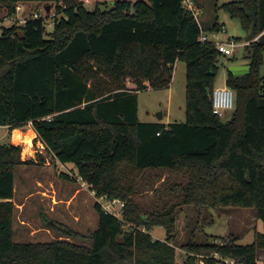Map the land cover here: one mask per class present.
Returning a JSON list of instances; mask_svg holds the SVG:
<instances>
[{
  "label": "trees",
  "instance_id": "1",
  "mask_svg": "<svg viewBox=\"0 0 264 264\" xmlns=\"http://www.w3.org/2000/svg\"><path fill=\"white\" fill-rule=\"evenodd\" d=\"M95 0H0L8 16L26 3L53 4L54 29L47 17L4 27L0 36V127L31 124L48 154L90 185L96 196L124 203L123 217L95 204L98 226L90 245L67 239L16 242V171L37 164L23 160L22 147L0 144V264H176L173 243L179 205L251 208L264 226V0L230 2L223 8L253 29L246 56L250 72L229 73L236 93L230 118L213 113L219 58L204 28L184 0H111L94 11ZM47 35L49 36L47 38ZM225 56V55H224ZM186 64L187 102L183 123H145L139 118V92L169 88L177 62ZM132 87H131V86ZM43 161V159H41ZM169 170L183 182L169 187L179 202L146 211L136 196L151 184L149 171ZM145 214L151 222L144 221ZM50 223V222H49ZM129 224L130 229L125 230ZM163 227L166 241L150 230ZM67 237H82L64 229ZM234 236L193 238L182 245L185 264H219V253L237 264H259L264 232L250 245Z\"/></svg>",
  "mask_w": 264,
  "mask_h": 264
},
{
  "label": "rangeland",
  "instance_id": "2",
  "mask_svg": "<svg viewBox=\"0 0 264 264\" xmlns=\"http://www.w3.org/2000/svg\"><path fill=\"white\" fill-rule=\"evenodd\" d=\"M198 10V18L204 28L214 22L223 25L226 32L218 33L212 37L211 42L234 41L237 49L233 56H221L218 62V72L215 77V88L227 86L229 68L233 64L246 65L250 63L246 56V46L250 43L253 29H247L239 18L232 17L223 5L242 0H192ZM46 7L52 10L46 22V29L51 33L54 29V5L40 4L27 9L24 16H32L33 13L47 17ZM99 7L108 10L112 7L111 0H95L86 3L88 11H94ZM6 12L0 8V20H5ZM12 17H15L12 16ZM6 25L11 22L4 21ZM49 36L47 35V38ZM260 75L264 76V55L260 67ZM187 69L184 62H177L172 86L166 89H152L139 92V118L142 122L156 121L157 115L163 113L162 123L183 122L186 120L187 102ZM232 112L225 118H230ZM224 118V119H225ZM160 122V121H159ZM29 125L20 128L23 137L19 140L22 147L21 157L23 160L31 158L37 164L20 166L16 171L15 188L18 203L28 199V204L23 213L15 212L14 240L16 242H50L59 239H67L77 244L90 245L89 235L98 226V213L96 203L115 214L123 217V210L119 203H110L104 197H97L89 184L84 182L77 174L72 165H65L48 154L44 145L30 132ZM0 128V144L2 139ZM11 140V136L5 138ZM13 141V140H12ZM29 141V142H25ZM43 159V161H41ZM144 183L151 184L145 187L136 196L138 203L148 211L154 206L164 207L165 204L178 203L176 194L169 191L174 183L183 182L181 174L173 175L169 170L149 171L146 173ZM54 199L57 202H54ZM56 203V204H54ZM178 219L176 224V242L173 243L176 254V264H185L188 252L182 245L190 239L198 243L211 241L213 237H237L240 245H250L255 240V232H264L263 222L256 219L251 208H220V207H197L192 205H179L177 207ZM20 219L28 220L31 227L22 225ZM144 221L151 222L150 214H145ZM50 222V223H49ZM79 232L82 237H67L64 229ZM130 225H125L129 230ZM36 231V232H35ZM33 232V236L30 233ZM153 239L166 241V231L163 227H154L150 230ZM259 264H264V250L259 251Z\"/></svg>",
  "mask_w": 264,
  "mask_h": 264
},
{
  "label": "built area",
  "instance_id": "3",
  "mask_svg": "<svg viewBox=\"0 0 264 264\" xmlns=\"http://www.w3.org/2000/svg\"><path fill=\"white\" fill-rule=\"evenodd\" d=\"M184 6L186 9L192 11L194 13V16L196 17L197 21L200 23L198 18V10L194 6V3L192 0H184ZM25 10L21 5H18L16 7V14L15 17L8 16L5 18L8 22H11V25L18 24V25H24L29 17L38 18L39 14L33 13V15L26 17L24 16ZM5 20H0V36L3 35L4 27H9L11 25H6L4 23ZM220 32H226L224 26H222V29ZM220 32H213V33H207L205 31H202L200 41L201 42H211V36L216 37L218 36V33ZM215 44L218 47L219 52L224 54L225 56H233L235 49H237V44L234 41L229 42H215ZM213 101V113L216 114L220 118H225L229 113L233 112L236 107V93L235 91L228 87H222V88H215L213 91L212 96ZM110 202V201H109ZM121 205V207H124V203L121 201H115ZM112 203V202H110ZM214 259H216L219 264H237V261L234 258H226L221 256L219 253H215L212 256ZM201 264L204 263V261L201 258L200 261Z\"/></svg>",
  "mask_w": 264,
  "mask_h": 264
},
{
  "label": "crops",
  "instance_id": "4",
  "mask_svg": "<svg viewBox=\"0 0 264 264\" xmlns=\"http://www.w3.org/2000/svg\"><path fill=\"white\" fill-rule=\"evenodd\" d=\"M36 4H37V3H26V4H21V6H22L23 9L25 10V12H27V9L30 8V7H33V6H34L33 9H35ZM233 65H237V64H233ZM246 65H250V64H246ZM175 67H176V66H175ZM172 84H173V83H172ZM172 84L170 85V87L172 86ZM130 86H131V85H130ZM131 87H132V86H131ZM170 87H169V88H170ZM162 116H163L162 119H164V115H163V113H162ZM162 119H161V120H158V119H157L156 121H150V120H149L148 122H145V123H155V122H159V121L161 122ZM185 121H186V120H185ZM185 121H183V122H185ZM183 122H180V123H183ZM171 123H173V122H167V123H165V124L169 125V124H171ZM174 123H175V122H174ZM178 123H179V122H178ZM29 126L32 127L31 124H29ZM0 128H2V129H1V130H2V134H1V135H2V139H3V141L8 142L5 138H8V137L11 136L12 139L9 140V141H11V142H13V143H15V144H19V139L17 138V135H18L19 133H23L19 128L14 129L13 131H10V129H9L8 126H2V127H0ZM29 131L32 132L34 136H37V134L35 133V131L33 130V128H30ZM12 140H13V141H12ZM16 194H17V191H16V188H15V195H14L13 202H14V204H15L17 210H18L19 213L21 214V213L24 212V208H25V207L27 206V204H28V199L25 198V201H24V202H22V203H18L17 200H16ZM54 202H57V200L54 199ZM54 204H56V203H54ZM19 221H20V223H21L22 225H27L28 227H31V225H30V223H29L28 220L20 219ZM35 232H36V231H35ZM30 236H33V232L30 233Z\"/></svg>",
  "mask_w": 264,
  "mask_h": 264
},
{
  "label": "water",
  "instance_id": "5",
  "mask_svg": "<svg viewBox=\"0 0 264 264\" xmlns=\"http://www.w3.org/2000/svg\"><path fill=\"white\" fill-rule=\"evenodd\" d=\"M50 7H48V11ZM251 66L250 65H232L229 68V72L233 73L235 76H244L250 72ZM157 119L161 120L163 118L162 113L157 115Z\"/></svg>",
  "mask_w": 264,
  "mask_h": 264
},
{
  "label": "bare ground",
  "instance_id": "6",
  "mask_svg": "<svg viewBox=\"0 0 264 264\" xmlns=\"http://www.w3.org/2000/svg\"><path fill=\"white\" fill-rule=\"evenodd\" d=\"M22 137H23V134H22V133H19V134L17 135V138H18L19 140H21ZM25 142H29V141H25Z\"/></svg>",
  "mask_w": 264,
  "mask_h": 264
}]
</instances>
